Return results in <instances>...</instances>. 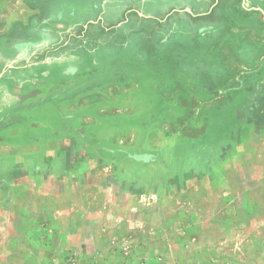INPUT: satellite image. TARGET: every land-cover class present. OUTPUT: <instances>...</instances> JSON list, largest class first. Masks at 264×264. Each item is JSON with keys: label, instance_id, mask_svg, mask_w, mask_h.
<instances>
[{"label": "rangeland", "instance_id": "1", "mask_svg": "<svg viewBox=\"0 0 264 264\" xmlns=\"http://www.w3.org/2000/svg\"><path fill=\"white\" fill-rule=\"evenodd\" d=\"M63 1L0 0V142L36 136L58 102L59 145L16 154L79 170L68 197L50 182L55 231L5 228L0 264H264V129L249 115L263 106L264 52L235 65L264 47V0H84L81 15L105 10L111 27L95 20L38 52L58 39L41 21ZM18 123L30 125L6 132Z\"/></svg>", "mask_w": 264, "mask_h": 264}, {"label": "crops", "instance_id": "2", "mask_svg": "<svg viewBox=\"0 0 264 264\" xmlns=\"http://www.w3.org/2000/svg\"><path fill=\"white\" fill-rule=\"evenodd\" d=\"M72 1L64 0L62 2L63 5L61 4L62 11L61 13H58L57 16L48 15L46 18H42V27H45L44 29H47L49 32L53 33L58 39L53 43L46 42L45 46L40 48L41 50L38 51V49H35V52L32 54H36V51L53 52L54 50L60 48H62V50L65 47L67 48L71 45H68L69 39H74L76 36L84 35V31L88 29L90 23L95 25V20H99L100 24L104 26V29H109L111 27L107 26L112 25L111 22L107 23V20L110 19L111 15L107 14V12L105 13V10L104 13L102 11H99L98 13L94 11L91 13V16L89 13L85 16H82L81 14L84 15L86 12L81 13L80 11L84 10L89 12L90 6L88 3L84 2V0H75V2ZM92 3L93 8L96 9V1ZM81 28H83V30H81ZM6 34L9 35L8 30ZM6 34L4 33L5 37ZM8 38L9 37L7 36L6 39ZM260 47L261 45L257 46L258 55L251 60L244 59L243 56L237 55L238 57H236L237 61L235 65L236 68L239 69L238 71H243L242 68L248 69L251 67H256L258 63H262L259 61L260 59L262 61L261 51L264 52V47ZM237 54H239L238 51ZM51 55L52 54L50 53L47 54L45 59L50 57L53 58ZM16 66L20 65L16 64ZM261 70L262 69H259L256 72L259 73ZM228 72L232 77L235 70L231 68L228 69ZM262 80H259V82H264V76ZM6 85L7 92L5 93L8 94L2 95L4 97L13 95L9 93L10 88H13L12 84L7 81ZM259 99L263 101V106H260L262 104L256 103V105L252 109L250 108L251 110L249 111V115L253 117V121H251L253 125V131L264 129L262 128V126H264V97ZM56 103L57 104L53 107V109L47 107L45 111L42 112L41 119L43 123H41L37 128H30L31 126L29 127L30 131L33 130L35 133L38 132L36 136L32 137L31 134H23V138L20 140L13 138L11 141L6 140L0 142V235L5 228L10 227L14 228L18 232V222H20L21 219H23V221L27 220L29 225H33V227L47 228V231L43 230L44 232L42 233H49L52 230L55 231L54 228L60 225L58 213L63 209L61 202L62 197L60 193H53L52 191H49L51 186L50 182L54 181L56 186H62L60 183H65V194L68 197V195L73 194V182L77 179L76 177L78 175H75V172L78 173L79 170H71V168H69L68 171H66L62 166L64 162H60V160L57 158V155H52L49 157L46 156L45 159L42 157L43 159L38 161L35 158V155L33 156L32 154H29L30 152L28 151L24 152L25 154H16L18 148H50L59 145L60 138L57 137L58 135L51 137L52 134L50 132L57 133L64 129L62 121L63 116H65V113L67 112L65 111L64 106H58L59 103ZM3 113L5 112H0V119L3 117V115H5ZM79 114L80 113H78L77 110L72 112L71 119L69 122H67L66 128L69 132L76 130L75 128H77V122H74V119L76 118L75 115L79 116ZM17 115L22 118V115L25 114H22L20 111L17 112ZM29 125L30 123H18V125H13L14 127L9 126L5 128V130L6 132L24 130V127ZM37 161L39 163L36 164ZM60 171L65 172L60 173ZM21 194L26 196V201L21 198ZM39 195L42 197L40 198ZM30 212L32 216H36V218H30ZM37 212H39V217H37L35 214ZM75 220H78V218L75 217ZM67 221H69L68 217ZM71 221H74L73 215L71 217Z\"/></svg>", "mask_w": 264, "mask_h": 264}, {"label": "trees", "instance_id": "3", "mask_svg": "<svg viewBox=\"0 0 264 264\" xmlns=\"http://www.w3.org/2000/svg\"><path fill=\"white\" fill-rule=\"evenodd\" d=\"M81 30H83V28H81Z\"/></svg>", "mask_w": 264, "mask_h": 264}]
</instances>
